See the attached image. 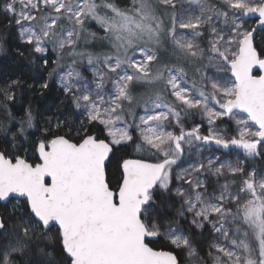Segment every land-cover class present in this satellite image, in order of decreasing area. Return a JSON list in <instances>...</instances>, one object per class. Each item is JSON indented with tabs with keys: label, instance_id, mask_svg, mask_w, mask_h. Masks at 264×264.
I'll return each mask as SVG.
<instances>
[{
	"label": "snow or ice",
	"instance_id": "6c2138e0",
	"mask_svg": "<svg viewBox=\"0 0 264 264\" xmlns=\"http://www.w3.org/2000/svg\"><path fill=\"white\" fill-rule=\"evenodd\" d=\"M0 17V264H264V0Z\"/></svg>",
	"mask_w": 264,
	"mask_h": 264
},
{
	"label": "trees",
	"instance_id": "16d2710c",
	"mask_svg": "<svg viewBox=\"0 0 264 264\" xmlns=\"http://www.w3.org/2000/svg\"><path fill=\"white\" fill-rule=\"evenodd\" d=\"M249 24H254V19H249ZM0 33H11V40L15 41L16 32L14 29H11L8 27L7 20L0 17ZM15 51V49H13ZM16 69L15 63L13 60H5L3 56H0V71H14ZM34 108L40 107V101H34L33 102ZM232 127H234L232 125ZM119 155V154H118ZM254 163H258V161H254ZM110 178L113 180V183L115 181V176L113 175L114 169L112 166H109L108 168Z\"/></svg>",
	"mask_w": 264,
	"mask_h": 264
},
{
	"label": "rangeland",
	"instance_id": "374dc122",
	"mask_svg": "<svg viewBox=\"0 0 264 264\" xmlns=\"http://www.w3.org/2000/svg\"><path fill=\"white\" fill-rule=\"evenodd\" d=\"M233 126L235 127V125L233 124Z\"/></svg>",
	"mask_w": 264,
	"mask_h": 264
},
{
	"label": "water",
	"instance_id": "95a60500",
	"mask_svg": "<svg viewBox=\"0 0 264 264\" xmlns=\"http://www.w3.org/2000/svg\"><path fill=\"white\" fill-rule=\"evenodd\" d=\"M254 23H255V21H254Z\"/></svg>",
	"mask_w": 264,
	"mask_h": 264
}]
</instances>
